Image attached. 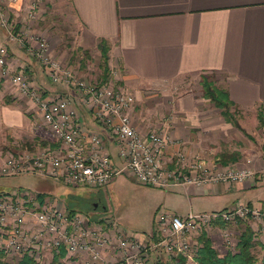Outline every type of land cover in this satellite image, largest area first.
Wrapping results in <instances>:
<instances>
[{
	"label": "crops",
	"instance_id": "crops-1",
	"mask_svg": "<svg viewBox=\"0 0 264 264\" xmlns=\"http://www.w3.org/2000/svg\"><path fill=\"white\" fill-rule=\"evenodd\" d=\"M22 1L3 6L12 17L16 32L18 28H25L27 22L25 11L19 6ZM68 4L78 24V48L99 53L98 41H107L108 65L119 76L115 85L134 94L132 113L140 132L164 131L173 143L166 149V155L184 149L225 165L251 167L256 172L254 178L233 182L169 188L152 186L164 191V195L171 194L163 207L184 215L188 211L230 208L240 201L263 202L264 146L254 141L238 145V140H233L237 134L231 130V122L203 96L201 80L206 77L222 88L232 103L231 108L257 114L264 107V0H69ZM28 38L26 44L36 46V41ZM0 44L8 47L12 69L23 70L31 84L44 95H69L84 126L101 131L90 111L80 104V92L51 82L39 61L18 43L8 42L1 28ZM186 83L197 86L175 96L174 92ZM47 145L56 147L57 142L42 122L35 101L0 80V149L7 147L8 153L13 149ZM112 146L115 149L114 143L106 140L107 151L118 160ZM6 153H0V158ZM232 154L236 159L229 160ZM31 190L65 202L39 189ZM218 198L225 199L216 201ZM153 216L149 228L153 227ZM115 224L123 230L117 221ZM246 225L253 230L252 250L256 255L255 264H260L264 254V225L253 220L218 221L205 227L207 231L200 230L208 234L218 255H223L237 251L239 235ZM150 230L129 233L143 236ZM225 230L228 238L224 237ZM196 235L193 257L184 258V264H198L196 254L200 242ZM114 250L106 248L105 254L117 257L119 253ZM55 255L47 252L42 263L66 264L60 260L62 257L56 259ZM169 263V257L162 250L150 251L147 264Z\"/></svg>",
	"mask_w": 264,
	"mask_h": 264
},
{
	"label": "built area",
	"instance_id": "built-area-1",
	"mask_svg": "<svg viewBox=\"0 0 264 264\" xmlns=\"http://www.w3.org/2000/svg\"><path fill=\"white\" fill-rule=\"evenodd\" d=\"M20 0H0V28L8 42L26 47L27 33L15 31L6 5ZM24 35V36H23ZM36 46L27 50L39 61L49 80L80 92V104L90 111L101 131L90 130L78 116L69 95H44L32 85L23 70L9 66V51L0 44V80L37 105L42 122L57 142L30 149H13L0 158V177L37 174L71 187L96 189L110 183L121 171H128L142 184L169 188L174 185L233 182L254 178L251 167H238L209 160L184 149L166 155L171 143L162 130L140 132L134 125V94L114 82H89L57 56L50 53L44 37H32ZM115 76V71H113ZM114 143V160L106 149ZM154 223L146 235L129 233L116 227L109 214H89L56 201L27 187L0 191V249L3 257L17 264L23 255L33 264H43L47 252L66 264H147L151 250H162L169 264H181V257L192 258L196 233L213 223H234L239 219L264 225V201L238 202L230 208L188 211L181 215L164 208L154 212ZM228 238V230L223 232ZM114 248L117 257L105 254ZM57 264V263H55Z\"/></svg>",
	"mask_w": 264,
	"mask_h": 264
},
{
	"label": "rangeland",
	"instance_id": "rangeland-1",
	"mask_svg": "<svg viewBox=\"0 0 264 264\" xmlns=\"http://www.w3.org/2000/svg\"><path fill=\"white\" fill-rule=\"evenodd\" d=\"M23 1L19 6L22 5L21 8L25 11L27 25L25 24V28L21 26L22 28H18V30L27 31V39L30 36L34 38L44 37L49 43L52 54L62 59L63 63L71 67L77 75L89 82L102 84L106 72L105 63L98 48L99 53L90 51L85 54V51L76 46L78 24L69 7V0ZM9 19L12 21L11 16ZM27 46L21 48L31 54L27 50ZM32 58L37 60L35 57ZM108 69L109 75L106 82L111 80V82L115 83L116 81L118 83V71L115 68H110L109 65ZM113 71H115L116 80L113 78ZM195 86H197L196 83H186L177 89L174 95L181 94ZM145 99L148 101L147 97ZM229 113L234 121V124L231 123L233 126L231 130L237 134V138L234 137L233 140L235 142L238 140V145L254 141L258 145L264 146V126L260 125L258 111L257 114H253L249 111L244 112L238 108L230 107ZM7 149V147L1 148L0 153H6ZM112 152L115 153L113 146ZM16 187L39 189L51 194L50 196H54L56 199L65 200L67 205H71L72 208L94 214V216L108 212L123 230L127 232L140 231L141 233L151 229L149 226L152 214L157 208L166 209L163 206H166L165 203L170 201L171 195H164V191L137 182L128 171L119 172L112 182L96 189L71 187L49 177L30 174L0 177V190L9 191ZM220 199L225 198H218L216 201ZM8 259H10V261L7 260L8 262L15 260L14 258Z\"/></svg>",
	"mask_w": 264,
	"mask_h": 264
},
{
	"label": "trees",
	"instance_id": "trees-1",
	"mask_svg": "<svg viewBox=\"0 0 264 264\" xmlns=\"http://www.w3.org/2000/svg\"><path fill=\"white\" fill-rule=\"evenodd\" d=\"M97 48L101 53V58L105 63V76L103 77V83L108 80L109 69H108V50L109 45L105 39H100L97 43ZM84 51V50H83ZM87 51H85L86 54ZM201 85L203 87V96L208 98L210 102L217 108L221 110V114L228 122L234 124V121L229 113L232 103L229 101L227 94L224 90L214 84V82L208 80V78L203 77L201 80ZM264 107L261 110H258V119L261 126H264ZM237 124V123H235ZM235 158V154H232L228 157L229 160ZM224 161V160H223ZM226 162V161H224ZM43 195L39 194V197L42 198ZM198 240L200 246L196 254V260L198 264H255L256 255L253 252L252 248L254 246L253 239V230L249 225H246L239 235L237 242V251L230 252L223 255H218L216 249L212 246L211 239L205 231H201L198 234ZM64 250L61 249L59 254L55 257L62 256ZM181 264H184V257H181ZM0 264H11L3 257V252L0 249ZM17 264H33L32 258L28 255H23ZM260 264H264V254L261 258Z\"/></svg>",
	"mask_w": 264,
	"mask_h": 264
}]
</instances>
